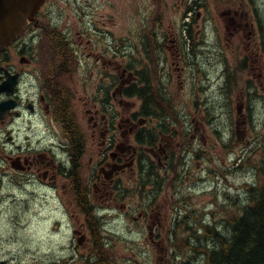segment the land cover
Returning <instances> with one entry per match:
<instances>
[{
    "label": "flooded vegetation",
    "instance_id": "obj_1",
    "mask_svg": "<svg viewBox=\"0 0 264 264\" xmlns=\"http://www.w3.org/2000/svg\"><path fill=\"white\" fill-rule=\"evenodd\" d=\"M204 1L174 0L173 20L172 0H151L149 10L133 0L130 25L111 32L109 19L100 23L84 9L75 12L71 26H62L61 14L56 17L52 10L55 1L45 0L20 38L0 53V203L6 187V198L13 197L12 188L19 193L29 187L45 189L64 208L75 206L90 238L88 212L99 208L110 215L126 208L114 204L130 194L152 205L177 185L192 192L187 198L192 194V202L198 203L193 194L205 183L200 174L205 159L211 161L205 127L213 120V114L206 120L211 111L201 106L205 101L200 103V96H213L222 88L210 77L220 59L212 52L214 62L206 58L205 48L212 44L206 45L203 26L196 23ZM236 1L227 0L230 6L220 13L228 23V48L240 33ZM39 42L51 52L47 61L38 52ZM244 110L240 103L234 128L241 142L237 128L246 123L240 121ZM193 162L201 169L195 171ZM211 172L216 176L214 168ZM203 192L212 196V206V191ZM202 212L193 213L195 221L210 224L206 217L211 213ZM123 215L136 222L148 214ZM154 219H159L157 213ZM145 222L149 240L156 241L160 223ZM72 232L77 242L88 238L82 227ZM158 249L166 256L167 249Z\"/></svg>",
    "mask_w": 264,
    "mask_h": 264
},
{
    "label": "rangeland",
    "instance_id": "obj_2",
    "mask_svg": "<svg viewBox=\"0 0 264 264\" xmlns=\"http://www.w3.org/2000/svg\"><path fill=\"white\" fill-rule=\"evenodd\" d=\"M54 1V16L57 17L56 13H60L61 25L65 27L73 24L75 12L84 9L88 14L93 12L100 23L107 24L109 19L106 28L117 32L120 25H130L128 15L134 10L133 0ZM140 1L141 10L150 9L151 0ZM172 1L170 12L174 20L176 6ZM203 4L204 8L199 11L201 18L196 23L203 26L200 30L204 32L206 45L212 44L211 48H205L206 58L209 55L210 62H214L209 54L212 52L220 59V65L216 66V71H211L210 77L213 82L221 84L222 88L213 96H200V103L205 101L201 106L211 111L210 115L206 112V120L213 114L209 125H214L220 133H214V129L206 124L205 140L210 146L206 144L205 149L211 161L205 159V170L200 173L205 183L202 190L198 188L193 194L198 203L192 202V194L187 198L192 192H183L176 185L168 194H161L158 197L161 201L157 199L152 205L143 201L142 196L138 198L130 194L114 204L116 207L124 205L126 208H120L110 215L106 214V210L101 212L99 208L91 209L94 220L103 227L100 231L104 234L102 237L108 249V257H104L110 261L108 264H203L202 257L195 256L192 252L180 254L173 248V245L180 246L181 239L190 237L192 240L193 231L196 236L204 234L200 226L205 224H201L199 219L195 221L197 217L193 213L203 214L202 211L207 210L211 214L206 217V221L226 233L227 219L240 214L247 203L244 186L257 182L253 164L259 161L261 150H264V0H237L236 5H233V9L237 11L236 22L240 33H237L234 47L230 48L226 44L224 29L228 23L220 17L221 11H225L230 4L227 0H205ZM121 11L123 14L120 21ZM258 23L262 29H259ZM242 27L246 29H241ZM88 34L96 36L89 30ZM37 49L44 61L51 58V52L45 43L39 42ZM124 52L130 53L126 50ZM222 72L224 75L220 76ZM214 85L216 88V84ZM240 103L245 105L244 118L240 121L246 123L238 125L237 129L243 135V142L234 134L239 117L236 111ZM215 143L218 145L213 149L211 145ZM201 164L203 163L200 161ZM2 166L0 163V168ZM192 168L195 171L201 169L194 162ZM213 168L216 176H212ZM127 177L129 176L124 178L126 186ZM208 190L215 196L212 206L209 204L212 196L203 192ZM5 194H8L7 187L2 191L4 199L0 203V264H81L79 257L89 255L94 250V235L90 238L88 228L84 229L83 219L74 205H66L64 208L53 193L37 187H29L23 193L12 188L11 198H6ZM156 205L159 206L158 210L153 208ZM151 206L155 212L151 211ZM125 211H131V216L136 217L139 212L148 215L135 222L131 217L123 215ZM178 211L182 213L180 217L175 215ZM156 213L158 220L154 219ZM103 215L107 217L105 220H101ZM185 215L190 216L187 219L191 229L181 231L180 234L176 226H187L188 221L181 220ZM148 219L160 223L155 232L159 234L158 238L155 233L153 235L156 239L154 242L149 240L144 227ZM93 226V222L90 223L91 229ZM77 227H82L87 240L77 242V236L72 234ZM160 237H164L165 241L161 242ZM209 243L212 244L211 241ZM158 245L162 250L167 249L166 256L164 251L159 252Z\"/></svg>",
    "mask_w": 264,
    "mask_h": 264
},
{
    "label": "trees",
    "instance_id": "obj_3",
    "mask_svg": "<svg viewBox=\"0 0 264 264\" xmlns=\"http://www.w3.org/2000/svg\"><path fill=\"white\" fill-rule=\"evenodd\" d=\"M261 151L259 161L253 164L257 182L244 186L247 203L240 214L225 220L228 232L222 233L215 226H204L203 237L196 236L193 231L192 240L190 237L181 239L180 246L173 245L178 253L192 252L203 258V264H264V150ZM88 215L94 225L92 241L95 248L91 254L79 257L81 264H108L110 261L104 258L108 257V249L102 237L104 234L100 231L101 226L94 220L91 212ZM189 229L191 226L188 225L176 226L180 234Z\"/></svg>",
    "mask_w": 264,
    "mask_h": 264
},
{
    "label": "water",
    "instance_id": "obj_4",
    "mask_svg": "<svg viewBox=\"0 0 264 264\" xmlns=\"http://www.w3.org/2000/svg\"><path fill=\"white\" fill-rule=\"evenodd\" d=\"M44 0H0V52L22 34Z\"/></svg>",
    "mask_w": 264,
    "mask_h": 264
}]
</instances>
